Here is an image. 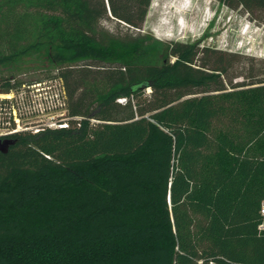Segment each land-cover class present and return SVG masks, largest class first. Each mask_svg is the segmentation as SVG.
Instances as JSON below:
<instances>
[{
    "label": "trees",
    "instance_id": "obj_1",
    "mask_svg": "<svg viewBox=\"0 0 264 264\" xmlns=\"http://www.w3.org/2000/svg\"><path fill=\"white\" fill-rule=\"evenodd\" d=\"M219 1L264 23V0ZM2 3L40 20L0 64L32 50L65 67L81 118L13 133L0 151V264H264V76L227 75L208 47L101 26L141 28L151 0ZM86 61L98 67H72Z\"/></svg>",
    "mask_w": 264,
    "mask_h": 264
},
{
    "label": "rangeland",
    "instance_id": "obj_2",
    "mask_svg": "<svg viewBox=\"0 0 264 264\" xmlns=\"http://www.w3.org/2000/svg\"><path fill=\"white\" fill-rule=\"evenodd\" d=\"M184 2L187 7L176 14L175 8L183 4L182 0H151L139 29L127 31L123 23L114 19H102L101 26L108 33L119 37L134 31L162 41L208 47L220 52L226 61H230L232 66L227 69V75L238 73L240 76L237 78L245 74L264 76V23L255 22L241 8H230L219 0ZM39 20L40 16L25 4L2 3L0 52H13L15 47L31 44ZM164 20L169 23L162 25ZM179 21L185 25L184 29L178 25ZM44 60L36 51L28 50L11 64H0V117L7 116L8 113L17 117L18 132L34 133L36 129L44 127V123L50 118L57 119L62 114L64 117L70 116L66 85L58 76L65 67L47 66ZM80 65L98 67V64L89 61L78 62L72 67L78 70ZM8 80L10 83H20L10 90L2 89V84ZM72 80L73 78L69 79L71 83ZM84 89L82 85L78 87L76 96H80ZM144 91L148 94L150 88L147 87ZM119 101L123 102L124 99ZM91 121L96 119L91 118ZM15 124L14 121L16 127ZM26 127L28 128L24 129ZM5 131L6 129L0 128V132Z\"/></svg>",
    "mask_w": 264,
    "mask_h": 264
},
{
    "label": "built area",
    "instance_id": "obj_3",
    "mask_svg": "<svg viewBox=\"0 0 264 264\" xmlns=\"http://www.w3.org/2000/svg\"><path fill=\"white\" fill-rule=\"evenodd\" d=\"M13 113H14V111H13ZM63 115L64 114L60 115L59 116L60 118H57V119H54V118L48 119L44 123V127L36 129V132L39 130H42L43 128L68 127L69 126V119L73 118V120L79 121L81 118L80 116H76V115L71 116V117L69 116L70 118L67 116L64 117ZM14 121L16 123L15 124L16 127L14 126ZM0 128L6 129L5 132H0V137L18 132L19 131L18 118L15 116H12L10 113H8L7 116L0 117ZM27 128L28 127L24 128V129H27ZM260 212L262 214H264V201H262V203H261Z\"/></svg>",
    "mask_w": 264,
    "mask_h": 264
},
{
    "label": "bare ground",
    "instance_id": "obj_4",
    "mask_svg": "<svg viewBox=\"0 0 264 264\" xmlns=\"http://www.w3.org/2000/svg\"><path fill=\"white\" fill-rule=\"evenodd\" d=\"M183 1V4L182 5H179L178 7L175 8V13L178 14V12H181L182 10H184L186 7H187V3ZM173 8V7H172ZM178 17V16H177ZM169 22L168 20H164L162 21V25H167ZM178 25L184 29L185 28V25L182 23V21H179Z\"/></svg>",
    "mask_w": 264,
    "mask_h": 264
},
{
    "label": "water",
    "instance_id": "obj_5",
    "mask_svg": "<svg viewBox=\"0 0 264 264\" xmlns=\"http://www.w3.org/2000/svg\"><path fill=\"white\" fill-rule=\"evenodd\" d=\"M13 143L12 139L0 141V151L6 153L8 151L9 145Z\"/></svg>",
    "mask_w": 264,
    "mask_h": 264
},
{
    "label": "flooded vegetation",
    "instance_id": "obj_6",
    "mask_svg": "<svg viewBox=\"0 0 264 264\" xmlns=\"http://www.w3.org/2000/svg\"><path fill=\"white\" fill-rule=\"evenodd\" d=\"M8 139H12L13 140V142H14V139H13V137L11 136V134H9V135H6V136H1L0 137V141H4V140H8ZM13 144V143H12ZM11 145V144H10ZM9 145V146H10Z\"/></svg>",
    "mask_w": 264,
    "mask_h": 264
}]
</instances>
